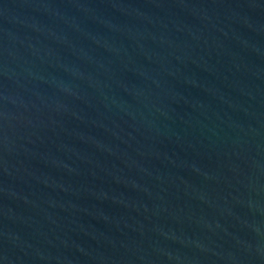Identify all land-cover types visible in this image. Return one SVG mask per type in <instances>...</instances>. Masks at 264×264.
Listing matches in <instances>:
<instances>
[{
	"label": "water",
	"instance_id": "obj_1",
	"mask_svg": "<svg viewBox=\"0 0 264 264\" xmlns=\"http://www.w3.org/2000/svg\"><path fill=\"white\" fill-rule=\"evenodd\" d=\"M0 264H264V0H0Z\"/></svg>",
	"mask_w": 264,
	"mask_h": 264
}]
</instances>
